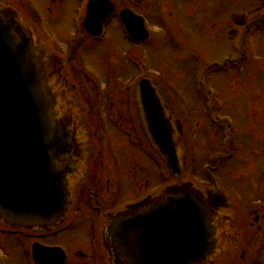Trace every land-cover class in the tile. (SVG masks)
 <instances>
[{"label":"water","instance_id":"1","mask_svg":"<svg viewBox=\"0 0 264 264\" xmlns=\"http://www.w3.org/2000/svg\"><path fill=\"white\" fill-rule=\"evenodd\" d=\"M97 15L90 11L87 20L100 25L104 18ZM127 21L147 35L143 19ZM36 31L17 5L0 0V223L49 232L68 222L77 198L70 179L73 166L82 165L73 157L91 158L94 147L87 108ZM163 91L143 79L137 103L142 127L173 180L107 213L98 238L101 258L107 264H222V254L228 263L243 246L239 211L224 191L192 179L186 124ZM34 255L36 264H59L65 257L42 246Z\"/></svg>","mask_w":264,"mask_h":264},{"label":"rangeland","instance_id":"2","mask_svg":"<svg viewBox=\"0 0 264 264\" xmlns=\"http://www.w3.org/2000/svg\"><path fill=\"white\" fill-rule=\"evenodd\" d=\"M10 1L18 5L22 3L34 22L40 24V19L47 20L52 32L62 42L61 49L72 56V72L80 85L79 92L82 98L89 99L92 109L90 124L100 129L94 142L95 152L100 150L102 157L107 155V149L98 138L101 129L133 127L130 109L127 108L126 112L123 102L128 99V105L131 103L133 80L143 74L155 77L163 92L177 103L176 110L187 123L193 154L192 169L198 176L207 178L205 167L214 165L212 155L221 151L224 135V131L219 129L221 126L210 118L207 96L199 83L205 67H208L207 83L210 80L218 98V104L216 101L212 109L218 116L228 117L232 127L240 131L238 136H241L237 139H248L245 130L249 127L255 131L264 127V0H115L120 7H131L147 18V28L154 41L149 40L139 48L138 56L146 65L142 70L126 62L132 50L121 38L116 19L109 22L110 28L102 42L80 39V44L85 47L82 54V50H73L76 39H79L73 35L71 25L77 0ZM235 20L254 22L247 34L248 43L245 42L243 55L239 51L241 26L235 25ZM227 57L239 62L228 64ZM84 70L90 74L91 80L84 77ZM111 100L117 106L112 107ZM109 134L113 142L116 141L109 145L111 152L108 154L113 171H117L118 162L128 160L126 171L130 175L129 181L125 186L124 181L120 182L123 190H118L114 181L113 187L109 186L106 191L100 189L96 200L105 206L99 213L93 210L86 193L83 201L88 203L72 210L66 230L40 239L45 244L65 248L69 255L65 264H93L95 252L99 254L101 250L99 241H96L100 235V213L107 208L121 206L123 201L131 200L163 181L159 180L161 172L156 163L147 160V154L139 152L135 143L128 144L118 137L113 138L112 131ZM250 138L256 139L255 133ZM95 165H98L96 161L89 178L92 180L95 173V180L99 177L100 188L104 182L107 183L109 171L107 164L105 168L102 166V171L100 166L95 169ZM98 214L100 218L97 219ZM22 238L20 235L9 236L0 230V264H33L31 246L37 239ZM83 253H89V258H85ZM243 264H254V260L251 258Z\"/></svg>","mask_w":264,"mask_h":264},{"label":"flooded vegetation","instance_id":"3","mask_svg":"<svg viewBox=\"0 0 264 264\" xmlns=\"http://www.w3.org/2000/svg\"><path fill=\"white\" fill-rule=\"evenodd\" d=\"M111 1L114 4V11L103 22L102 24L103 32L100 36H97V34L93 32V30L87 31L85 28H83L82 24H83L85 15H86L85 12L83 13L80 21L76 20L77 11L75 12V15L73 16L72 21H71V25L73 27L72 32H73V35L78 36L77 38L79 39H76L77 41L76 43H74L75 46L73 50L77 52L82 50V54L84 53L85 47H83V45L80 44L81 42L80 39H83V38L87 39V41L89 42H93V41L102 42L108 33V29L110 28L109 22H111L112 19L113 20L116 19L118 26L120 27L119 29L121 30L120 31L121 38L129 44L130 46L129 48L130 50H132L130 57L128 56L129 60L126 59L127 60L126 62L138 68L137 65L140 61V57L138 56L140 46L149 40L154 41V38L151 35H149V38H147L144 41H141L138 43L133 42L127 36L125 32L121 13L123 10H126V9L136 14H140V13L131 7H120V5L115 0H111ZM77 3L78 5L76 8H78L80 5L79 0H77ZM40 21L41 23L39 24V26L43 30L42 32L45 38L47 37L48 40L54 46V48L61 54L60 56L62 58V62L64 64H68L71 68H74V64L72 62V56L68 55V51H63L61 49L62 42L59 40L58 36L55 33H53L52 30L50 29L49 22L44 19H40ZM146 22H147V18H146ZM68 39L69 41L73 40L70 38ZM126 55H127V52H126ZM77 59H78L77 61L83 62L81 58H77ZM83 75L84 77H86V79L91 80L90 74L86 72L85 70L83 71ZM110 104L112 107L117 106L116 103H114V100H111ZM123 104H124V110H126L127 112V108L129 107L128 99L125 100ZM95 128H96V131H95V136H96L98 133L99 127H95ZM249 128L250 129L247 128L245 130V133L249 137L246 140L237 139V137L241 136V134L238 136L240 131L234 130V133L231 134V138L228 141H225L224 147H222L221 145V151L214 153V155H212L215 159L214 167H208V166L205 167L204 174L205 176H207V178H204L203 176L202 177L199 176V178L201 179L202 182H204L207 185H212V184L217 183L225 187L226 189H228L235 196V199H234L236 201L235 206L237 210L239 211L242 231H243V234L244 232L246 233V243H245L243 250L240 253L239 264H243L244 261L246 262L250 261L251 258H253L254 264H264V127H260L259 129H257V131H255L252 127H249ZM111 131H112L113 138L118 137L120 140L127 141L128 144L135 143L137 148L140 149L138 151L139 152L141 151L139 136L137 134V130L135 129V127H125L123 130L109 129L108 127L101 129V135L100 136L98 135L99 136L98 138H100L99 140H100V143L103 145V147L107 149V155L105 157H102L100 153V155L97 157V160H96V164L98 165H95V169L98 166H100V170L102 171V166L103 168H105L107 164V170L109 171V174L107 176V181H106L107 183L104 182V186H101L99 188V183H100V181H98L99 177L97 178V180H95L96 174L94 173L92 176V180L91 178H89V180L87 181V184H85L84 188L81 190L80 199L78 201L77 207H81L82 204L86 202V201H83V197L84 195H87L86 193H88V196L90 198L89 201H90V204L93 210L98 211L99 213L100 209H103L102 207L105 206V203L103 202L97 203V200L95 199L100 189H103V191L105 189L106 191V189H108L109 186L113 187L114 183L112 181H114L116 182L114 186H117V189L121 190L123 187L121 186L120 182L124 181L125 182L124 186H125L126 183L129 181L128 177L130 175H128L129 172L126 171V167L129 164L127 163L128 160H122L118 162L117 171L115 170L113 171V168L110 162L111 157L108 154H110L111 152L109 149V145L112 143H115L116 141L113 142V140L111 139L110 134H109V132ZM253 132L256 135V139L250 138L254 134ZM109 139H111L110 142L108 141ZM148 159L149 158L147 157V160ZM92 168H93V165H92ZM92 168H91V172H92ZM226 169L227 171L225 172ZM155 178H156V172H155ZM105 185H106V188H105ZM156 186L157 185H153L151 188H147L142 194L133 197L131 200L123 201L121 205L127 203L128 201H133L135 199L144 197L150 191L155 189ZM89 189L91 191L93 190L92 193L94 197L90 196L89 192L91 191ZM77 209L80 210L79 208ZM108 209H111V208H107L106 210ZM98 215H97V219H98ZM8 235L9 236L20 235V238L24 236L34 237L37 240H34L32 242V246L36 242L43 243L40 239H42L43 237H46L41 234H38V235L24 234V233L15 232V231L13 232L12 230L8 231ZM48 235L54 236L55 234L51 233ZM83 256L85 258H89L90 255L89 253H83ZM67 261L65 263H67ZM32 262L34 264V261ZM94 263L96 264V262Z\"/></svg>","mask_w":264,"mask_h":264}]
</instances>
